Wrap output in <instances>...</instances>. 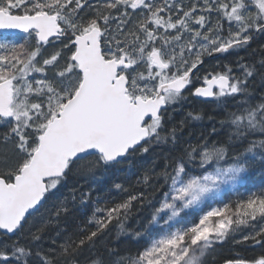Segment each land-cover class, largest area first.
Here are the masks:
<instances>
[{
	"label": "snow or ice",
	"instance_id": "snow-or-ice-1",
	"mask_svg": "<svg viewBox=\"0 0 264 264\" xmlns=\"http://www.w3.org/2000/svg\"><path fill=\"white\" fill-rule=\"evenodd\" d=\"M259 35L264 0H0V264H205L215 244L258 220L236 242L260 253L226 264H264V191L212 207L236 189L249 158H264V96L253 102L249 89L253 77L264 83V54L200 74L205 56L239 52ZM189 95L236 99L220 121L226 141L210 138L213 127L180 144L183 122L169 127L168 112ZM168 145L134 183L113 185L123 199L97 196L87 223L58 229L44 247L48 224L70 211L58 195L69 176L95 181L98 170ZM145 205L147 239L133 234L144 247L133 256L110 246L113 221L123 231ZM189 209L202 214L188 222ZM41 210L50 219L33 229Z\"/></svg>",
	"mask_w": 264,
	"mask_h": 264
},
{
	"label": "trees",
	"instance_id": "trees-1",
	"mask_svg": "<svg viewBox=\"0 0 264 264\" xmlns=\"http://www.w3.org/2000/svg\"><path fill=\"white\" fill-rule=\"evenodd\" d=\"M262 49H264V35L255 36L247 48L241 49L239 52L226 54L225 59H222L223 66L231 65L235 68L236 55H242L241 57L246 61H258L262 58L261 55L264 54L262 53ZM203 70V68L200 69V74H203ZM249 89L253 96V102H258V98L264 96V83L260 81L258 76L253 77V80L250 81ZM235 105L236 99L233 98L206 102L198 100L194 96L187 97L169 109L168 126H179L183 122L182 128L177 127L178 139L181 145H184L186 141L195 143L201 136H209L213 127L216 129V135L210 138L216 141H226L231 129L227 124L222 127L220 121L226 120L225 109L234 110ZM195 115H199L200 119L191 118V116ZM2 131L0 130V132ZM168 147L170 145L161 146L150 155L133 159L130 164L134 168L136 175H132L128 171L130 164L129 162H125L109 171L98 170L95 181H93L90 175L69 176L67 184L61 188L58 195L61 198L69 197L68 206L70 211L66 216H62L58 222L53 221L48 224L45 230L46 239L44 247L47 248L48 246L47 238L55 236L58 229H64L66 232L71 233L75 231L78 225L87 223L92 215L97 196L103 200L119 201L123 199L124 194L115 190L113 185L121 183L127 186L134 183L140 172L139 166L141 164L145 166L150 164L153 157H156L158 163L162 162L158 154L166 153ZM0 151H6L5 145L2 142H0ZM262 160L264 158L259 153H257L255 160L249 158L246 165L247 171L242 174V184L234 191L223 193L219 201L214 202L212 206H219V203L224 202L237 204L243 199H246L250 194H259L264 191V162ZM72 189L77 190L75 201H72L70 198V191ZM89 190L92 192V200L86 205H82L79 200V193ZM205 210H210V208H205ZM188 212L191 213L187 217L188 222L196 220L202 214L198 209H192ZM151 214L152 208L147 205L133 208L128 217L121 221L123 223V231H121V223L113 221L112 225H110L107 242L110 246L119 249L123 254L134 256L137 251L144 247V241L136 242L133 234L140 232L147 239L146 232L149 230ZM49 219V213L41 210V213H38L34 217L33 229L40 227L43 222ZM178 226L182 227L183 225ZM258 226H260L259 220L248 227L242 226L240 231L234 233L226 241L215 244L211 249L212 255L205 264H225L227 261L235 260L241 256L250 258L258 255L260 253L258 246L253 249L250 244L236 242L240 240L241 236L246 235L249 231L255 230Z\"/></svg>",
	"mask_w": 264,
	"mask_h": 264
},
{
	"label": "flooded vegetation",
	"instance_id": "flooded-vegetation-1",
	"mask_svg": "<svg viewBox=\"0 0 264 264\" xmlns=\"http://www.w3.org/2000/svg\"><path fill=\"white\" fill-rule=\"evenodd\" d=\"M237 56H240V55H236L235 57L237 58ZM219 60H209V58H206L205 62H207V65H205V71H212V70L219 71V70H223V68H224L223 62H222V60H220V61Z\"/></svg>",
	"mask_w": 264,
	"mask_h": 264
},
{
	"label": "rangeland",
	"instance_id": "rangeland-1",
	"mask_svg": "<svg viewBox=\"0 0 264 264\" xmlns=\"http://www.w3.org/2000/svg\"><path fill=\"white\" fill-rule=\"evenodd\" d=\"M228 189H230V188H228ZM228 189H227V190H228ZM225 191H226V190H225ZM211 254H212V251L209 250V251L205 254L204 260L206 261V260L210 257Z\"/></svg>",
	"mask_w": 264,
	"mask_h": 264
},
{
	"label": "bare ground",
	"instance_id": "bare-ground-1",
	"mask_svg": "<svg viewBox=\"0 0 264 264\" xmlns=\"http://www.w3.org/2000/svg\"><path fill=\"white\" fill-rule=\"evenodd\" d=\"M198 99V98H197ZM198 100H201V101H206V102H209V101H211V100H203V99H198Z\"/></svg>",
	"mask_w": 264,
	"mask_h": 264
},
{
	"label": "water",
	"instance_id": "water-1",
	"mask_svg": "<svg viewBox=\"0 0 264 264\" xmlns=\"http://www.w3.org/2000/svg\"><path fill=\"white\" fill-rule=\"evenodd\" d=\"M197 98H199V97H197ZM200 99H202V98H200ZM203 100H206V99H203Z\"/></svg>",
	"mask_w": 264,
	"mask_h": 264
}]
</instances>
